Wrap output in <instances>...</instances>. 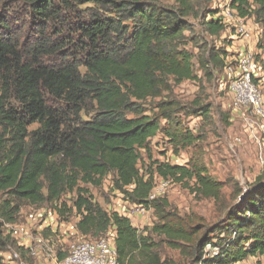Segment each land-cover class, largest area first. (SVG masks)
I'll return each mask as SVG.
<instances>
[{"label":"trees","instance_id":"1","mask_svg":"<svg viewBox=\"0 0 264 264\" xmlns=\"http://www.w3.org/2000/svg\"><path fill=\"white\" fill-rule=\"evenodd\" d=\"M210 4L0 0V249L13 243L4 226L16 222L23 205L45 203L58 222L76 218L83 237L110 234L118 264H179L162 258V245L188 264L264 255V183L237 189L238 200L211 225L180 215L165 196L150 198L156 177L200 198L221 195L223 183L200 156L171 164L154 159L150 147L159 135L178 154L200 139L184 117H207L210 104L183 105L172 91L183 81L201 82L188 41L198 48L203 77L224 67L231 40L219 39L226 24ZM228 7L260 25L255 59L264 73V0H229ZM189 19L221 46L189 39ZM108 174L124 202L152 210L149 229L95 200L91 188Z\"/></svg>","mask_w":264,"mask_h":264},{"label":"rangeland","instance_id":"2","mask_svg":"<svg viewBox=\"0 0 264 264\" xmlns=\"http://www.w3.org/2000/svg\"><path fill=\"white\" fill-rule=\"evenodd\" d=\"M156 1L172 5L175 0ZM218 4L219 1L211 0L212 7ZM189 21L192 29L190 32L185 31L189 39L193 38L199 43L208 41L221 46V38L208 36L201 31L196 20ZM226 40L230 41L227 38ZM228 46L225 50L229 55H236L235 50ZM187 48L193 54L194 70L201 77V82L183 81L173 88L172 95L183 105L190 106L194 99L198 100L197 105L210 104L209 114L207 117L201 114L184 117L186 125L200 137L193 146L173 154L169 144L160 136H156L150 143L151 155L154 159L171 164H184L192 155L200 156L209 173L223 183L221 195L217 200L200 198L191 188L159 177L155 178L153 190L156 196H165L171 207L180 215L188 217L194 223L211 225L222 217L228 204L238 200L235 198L237 189L249 191L264 183V164L259 162L257 150V140L264 135L259 127L245 125L239 112L236 113L233 109L232 99L227 91L229 77L223 69L212 71L211 79H206L198 69L197 46L193 41H188ZM257 80L255 79L256 82ZM260 88L264 95V83L260 84ZM142 153L145 163L147 159L143 151ZM111 185L112 175L108 174L99 188L92 187L95 200L108 211L120 208L121 214L128 213L137 229H149L155 221L152 210L141 212L136 207H129V204H125L121 199V194L111 191ZM70 196L66 194L64 197L68 199ZM51 215L48 204L23 205L16 222L4 226L6 232L12 233L13 243L0 249V264H61L60 257L68 252L72 244L90 238L77 233L74 229L75 218L64 222L61 227L65 228L60 229L59 224H56L57 218ZM107 236L110 237V234ZM159 249L162 258L167 257L176 263L188 264L177 250L165 245ZM33 250L35 255L31 253ZM236 264H264V255L257 254Z\"/></svg>","mask_w":264,"mask_h":264},{"label":"built area","instance_id":"3","mask_svg":"<svg viewBox=\"0 0 264 264\" xmlns=\"http://www.w3.org/2000/svg\"><path fill=\"white\" fill-rule=\"evenodd\" d=\"M230 12V11H229ZM238 36L244 37L246 32L243 27L237 28ZM231 57L233 59H231ZM257 61L255 54L249 51L238 52L236 55L226 56L223 71L228 75L227 91L232 99L233 109L239 112L248 127L252 124L259 127L264 135V95L261 92L260 83L254 73ZM258 159L264 164V136L257 140ZM156 196L155 191L150 198ZM139 211L145 212L142 206L133 205ZM210 246L207 245L206 249ZM35 255V251H31ZM61 264H118L116 251L110 237L99 239H85L72 244Z\"/></svg>","mask_w":264,"mask_h":264},{"label":"crops","instance_id":"4","mask_svg":"<svg viewBox=\"0 0 264 264\" xmlns=\"http://www.w3.org/2000/svg\"><path fill=\"white\" fill-rule=\"evenodd\" d=\"M217 1H219L220 4L214 6V8H218V10H219V12L216 14V16H219L220 18H222L223 22L226 24V28L221 33L220 38H227V39L231 40V43L228 47L233 48L236 53L243 52V51H249V52H252L253 54L259 53L260 51L256 48V42H257V40L260 36V32H261L260 25L254 22L253 17H243V18L238 17L236 15L235 11L228 7L227 2H229V0H225V2H224V0H217ZM238 27L244 28V31L246 32V35L244 37H242L241 35L238 36L236 34ZM254 73L258 78V82L260 84H263L264 83V73L261 70V66H260L259 62H257L255 65ZM157 136H159V135H157ZM155 137H153V138H155ZM124 203L127 204V202H124ZM129 207H132V206H129ZM122 208H125V207L122 206ZM119 209L120 208H114L113 210H116L119 213H121L119 211ZM121 210L124 211L123 209H121ZM122 214H124L128 217L130 216L126 212H123ZM51 216L57 218V216L54 212H52ZM76 221H77V219L75 218V222ZM56 224L57 225L59 224L60 229L65 228L64 226L61 227L62 224H64V222H60V223L57 222ZM74 229H75V227H74Z\"/></svg>","mask_w":264,"mask_h":264}]
</instances>
